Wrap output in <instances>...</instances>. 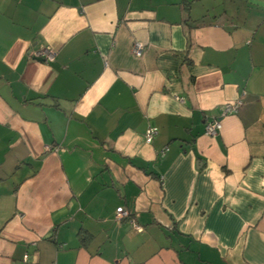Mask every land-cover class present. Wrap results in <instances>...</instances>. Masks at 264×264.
<instances>
[{"label":"crops","instance_id":"crops-1","mask_svg":"<svg viewBox=\"0 0 264 264\" xmlns=\"http://www.w3.org/2000/svg\"><path fill=\"white\" fill-rule=\"evenodd\" d=\"M0 264H264V0H0Z\"/></svg>","mask_w":264,"mask_h":264},{"label":"built area","instance_id":"built-area-1","mask_svg":"<svg viewBox=\"0 0 264 264\" xmlns=\"http://www.w3.org/2000/svg\"><path fill=\"white\" fill-rule=\"evenodd\" d=\"M142 47H143V44L141 42L134 41L132 43V52L135 55L139 56L141 54ZM30 56L32 58L42 59L46 62L52 61L54 58L53 52L49 48H46V47H41L36 51H32L30 53ZM179 99L182 100V98H179ZM240 103H241L240 100H235L233 102L224 103L222 106L223 113H230V112L236 111V109L240 105ZM220 128H221V122H220L219 118H211V119H208L205 121L204 132H205V134H207L209 136H214ZM157 132H158V129L156 126H149L144 133L145 141L147 143L151 142L153 137L157 134ZM166 150H167L166 147L162 148L160 150V155H163ZM115 217L117 220L128 219L129 222L131 223V225L135 229H137L139 231L142 230L141 225H139L131 217V214L129 213V211L123 207H118L116 209ZM26 259H27V256H24V260H26Z\"/></svg>","mask_w":264,"mask_h":264},{"label":"water","instance_id":"water-1","mask_svg":"<svg viewBox=\"0 0 264 264\" xmlns=\"http://www.w3.org/2000/svg\"><path fill=\"white\" fill-rule=\"evenodd\" d=\"M40 60H42V59H40Z\"/></svg>","mask_w":264,"mask_h":264}]
</instances>
